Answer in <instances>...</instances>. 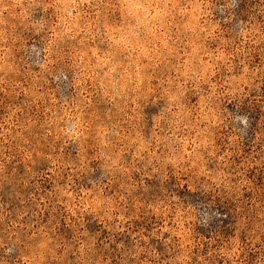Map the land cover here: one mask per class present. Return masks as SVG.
<instances>
[{
    "label": "rangeland",
    "instance_id": "1",
    "mask_svg": "<svg viewBox=\"0 0 264 264\" xmlns=\"http://www.w3.org/2000/svg\"><path fill=\"white\" fill-rule=\"evenodd\" d=\"M134 24L0 0V264H264V0Z\"/></svg>",
    "mask_w": 264,
    "mask_h": 264
},
{
    "label": "clouds",
    "instance_id": "2",
    "mask_svg": "<svg viewBox=\"0 0 264 264\" xmlns=\"http://www.w3.org/2000/svg\"><path fill=\"white\" fill-rule=\"evenodd\" d=\"M169 3L171 0H122L124 11L135 21V24L128 28L126 35L114 36L110 39L115 45L125 50L138 51L145 59H150L148 55L150 50L139 42L137 32L143 30L148 34H154L162 28L163 18L169 14ZM68 14L71 15L70 12ZM112 71H115V68H110V72ZM75 128L76 125L73 124L66 131L75 134Z\"/></svg>",
    "mask_w": 264,
    "mask_h": 264
}]
</instances>
